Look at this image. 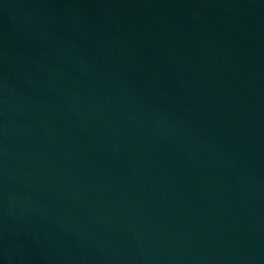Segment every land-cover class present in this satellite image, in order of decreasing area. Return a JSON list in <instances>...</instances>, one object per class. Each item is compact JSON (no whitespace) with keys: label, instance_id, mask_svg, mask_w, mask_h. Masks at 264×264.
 <instances>
[{"label":"water","instance_id":"1","mask_svg":"<svg viewBox=\"0 0 264 264\" xmlns=\"http://www.w3.org/2000/svg\"><path fill=\"white\" fill-rule=\"evenodd\" d=\"M0 264H264V0H0Z\"/></svg>","mask_w":264,"mask_h":264}]
</instances>
